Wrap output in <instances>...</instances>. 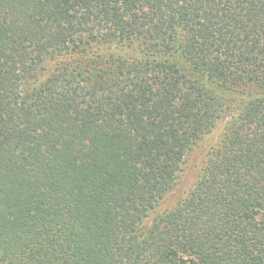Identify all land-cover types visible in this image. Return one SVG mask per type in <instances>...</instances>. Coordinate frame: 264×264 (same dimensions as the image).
I'll use <instances>...</instances> for the list:
<instances>
[{"label":"trees","instance_id":"trees-1","mask_svg":"<svg viewBox=\"0 0 264 264\" xmlns=\"http://www.w3.org/2000/svg\"><path fill=\"white\" fill-rule=\"evenodd\" d=\"M0 264H264V0H0Z\"/></svg>","mask_w":264,"mask_h":264},{"label":"rangeland","instance_id":"rangeland-1","mask_svg":"<svg viewBox=\"0 0 264 264\" xmlns=\"http://www.w3.org/2000/svg\"><path fill=\"white\" fill-rule=\"evenodd\" d=\"M222 126L223 124L219 123L215 129L205 133L196 141L193 148L186 156L184 169L178 183L162 200L161 207L176 201L182 194L185 186L200 172L210 148L214 145V143H216L218 137L220 136Z\"/></svg>","mask_w":264,"mask_h":264}]
</instances>
